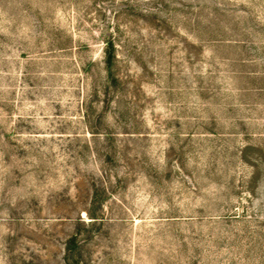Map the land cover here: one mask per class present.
<instances>
[{"label":"rangeland","instance_id":"1","mask_svg":"<svg viewBox=\"0 0 264 264\" xmlns=\"http://www.w3.org/2000/svg\"><path fill=\"white\" fill-rule=\"evenodd\" d=\"M0 264H264V0H0Z\"/></svg>","mask_w":264,"mask_h":264},{"label":"trees","instance_id":"2","mask_svg":"<svg viewBox=\"0 0 264 264\" xmlns=\"http://www.w3.org/2000/svg\"><path fill=\"white\" fill-rule=\"evenodd\" d=\"M106 57H105V69H106V73H107V81L108 84L113 81L114 78V73H113V68H114V61H115V47H114V43L112 42V40L107 41L106 44Z\"/></svg>","mask_w":264,"mask_h":264}]
</instances>
